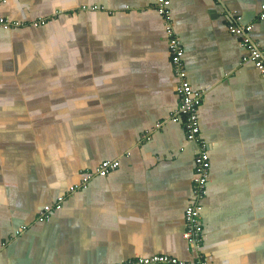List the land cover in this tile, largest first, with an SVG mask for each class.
<instances>
[{"label":"crops","instance_id":"1","mask_svg":"<svg viewBox=\"0 0 264 264\" xmlns=\"http://www.w3.org/2000/svg\"><path fill=\"white\" fill-rule=\"evenodd\" d=\"M171 1L190 82L206 90L211 172L198 254L264 264V76L241 63L247 51L228 29L241 14L264 46V0ZM156 2H0V17L23 23L0 27V264L197 258L184 238L196 144L167 121L179 99ZM104 160L120 164L39 220Z\"/></svg>","mask_w":264,"mask_h":264},{"label":"built area","instance_id":"2","mask_svg":"<svg viewBox=\"0 0 264 264\" xmlns=\"http://www.w3.org/2000/svg\"><path fill=\"white\" fill-rule=\"evenodd\" d=\"M6 1L7 0H0V2ZM171 2V0H157L155 7L164 21L171 63L176 80V92L179 99L178 106L167 121L181 122L184 126L187 139L196 144L195 177L193 180L191 201L185 212L184 238L187 240L188 244L197 251V258L193 261H187L168 254H154L151 256L128 258L121 262L110 264H208L207 261L203 259L202 255L198 254V250L205 240V230L202 222V213L204 209L203 201L207 194V185L211 172L210 152L207 142L201 138V125L199 120V108L204 99L206 90L196 89L190 82L184 60L185 47L181 37L176 32ZM82 8L87 9L88 7L83 6ZM90 9L95 10L96 6H91ZM257 19H264V4L261 5V11ZM41 23H44V21L35 22L34 24L39 25ZM20 24L23 23L10 20L7 17H0V27L9 28ZM253 28L254 23L245 22L243 16L238 13H235L228 22L229 31L241 39L242 45L247 51L241 63H253L262 76H264V46L252 38L251 32ZM164 123L165 121L163 120L158 121L153 130L143 134L142 141L150 140L153 131L161 128ZM119 164V160H104L95 168L83 169L79 182L75 183L65 195L60 196L53 207L48 206L41 209L39 220H48L51 211L60 208L66 196L72 195L82 188H86L90 181L96 176H107L118 168Z\"/></svg>","mask_w":264,"mask_h":264}]
</instances>
